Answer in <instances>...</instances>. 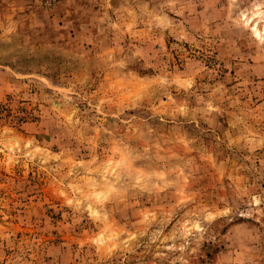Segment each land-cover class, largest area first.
<instances>
[{
    "label": "rangeland",
    "instance_id": "374dc122",
    "mask_svg": "<svg viewBox=\"0 0 264 264\" xmlns=\"http://www.w3.org/2000/svg\"><path fill=\"white\" fill-rule=\"evenodd\" d=\"M0 264H264V0H0Z\"/></svg>",
    "mask_w": 264,
    "mask_h": 264
}]
</instances>
